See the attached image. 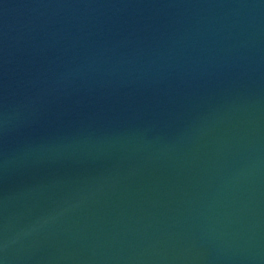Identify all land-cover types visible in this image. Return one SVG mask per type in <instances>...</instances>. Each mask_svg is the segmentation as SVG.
I'll return each instance as SVG.
<instances>
[{
	"label": "water",
	"instance_id": "1",
	"mask_svg": "<svg viewBox=\"0 0 264 264\" xmlns=\"http://www.w3.org/2000/svg\"><path fill=\"white\" fill-rule=\"evenodd\" d=\"M0 264H264V0H0Z\"/></svg>",
	"mask_w": 264,
	"mask_h": 264
}]
</instances>
